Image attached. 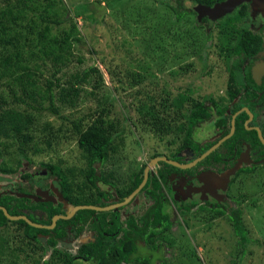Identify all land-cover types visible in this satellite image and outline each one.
Segmentation results:
<instances>
[{
  "label": "rangeland",
  "instance_id": "obj_1",
  "mask_svg": "<svg viewBox=\"0 0 264 264\" xmlns=\"http://www.w3.org/2000/svg\"><path fill=\"white\" fill-rule=\"evenodd\" d=\"M62 1L68 8L63 23L27 33L22 40L5 38L7 48L0 45V150L14 172L0 174V196L26 191L32 194L54 185L56 179L48 173V165L67 173L86 169L87 162L77 148L79 132L87 127L100 128V115L110 112V119L115 120L111 122L112 135L122 134L115 137V150L110 151L108 161L96 169V174L111 184L99 185L117 203L153 156L169 159L183 142L182 133L171 132L161 138L143 128L138 123V103L149 98L159 103L167 95L171 99L190 93L194 99L211 97L228 105L227 68L218 55L214 27L223 14L195 6L189 0H166L165 4L159 0ZM85 4L94 5L83 14L78 8ZM177 9L186 11L179 21ZM263 13L264 1L250 3L251 31L264 29ZM3 25L0 18V32ZM14 46H18L17 56L7 53ZM260 60L257 62H263ZM133 80L142 82L131 87ZM51 92L58 116L49 111ZM208 123L194 129L196 143L203 145L219 138L220 133L211 129L213 122ZM103 129L111 130L105 125ZM243 145L242 152L248 149L247 143ZM251 164L245 157L218 169L200 166L194 176L181 174L180 181L168 183L173 193L183 194L184 200V190L190 191L191 201L185 203L191 210L177 216L172 205L171 229L151 238L164 249L159 252L157 247H149L148 240L147 244L140 241L136 257L151 255L155 264H264V160L254 165L253 173L237 174L240 167ZM157 170L155 164L150 174L155 175ZM25 174L30 177L24 178ZM89 190L86 197L97 200L96 190ZM241 196V204L236 206L233 199ZM151 205L144 192L139 193L129 205L114 211L119 216L118 226L125 228L131 218L139 223ZM202 206H219L226 209V215L230 209L242 207L250 237L243 256H239L229 222L212 209H198ZM63 209L68 213L71 205L64 203ZM13 227L8 224L0 228V242L7 239L10 249L17 247V238H21ZM91 234L86 230L79 238L88 243ZM66 245L58 247L71 255L79 246L78 240ZM48 259L44 256L40 264ZM0 260L1 264H9L10 258Z\"/></svg>",
  "mask_w": 264,
  "mask_h": 264
},
{
  "label": "trees",
  "instance_id": "obj_2",
  "mask_svg": "<svg viewBox=\"0 0 264 264\" xmlns=\"http://www.w3.org/2000/svg\"><path fill=\"white\" fill-rule=\"evenodd\" d=\"M165 4L166 0H159ZM191 2L205 7H211L215 3H221L224 0H190ZM94 4H85L78 8L79 11L90 12L91 6ZM174 9V8H173ZM0 18L3 21L2 31L0 32V45L6 47L3 42L5 38L11 36L22 40L27 33L41 32L48 28L51 24L63 23L68 15V8L62 0H0ZM40 12V13H39ZM93 12V11H92ZM176 17L179 20L184 18L186 11L177 9ZM94 13V12H93ZM52 18V19H51ZM94 20H99L93 15ZM247 19V12L243 7L239 11L227 15L224 19H220L216 25L217 39L219 43L220 54L224 56L243 54L250 56L255 54L260 48V38L248 31L244 25V20ZM56 20V21H54ZM244 25V26H243ZM56 40V37L55 39ZM19 44V43H18ZM18 46L10 47L8 54L17 56ZM22 47V46H19ZM24 47V46H23ZM6 48H2L6 51ZM237 62L234 67L229 68L230 79L228 81L227 92L225 93L228 105L219 104L211 97L198 100L193 98L190 93L178 94L175 98H169V95L162 98L159 103L154 102L151 98L147 101L138 103L137 112L139 114L138 123L149 132L161 138L174 132L176 135L183 134V142L177 146V151L187 147L195 152L194 158L202 155L210 145L202 148L193 143L192 135L194 128L211 118L216 119L215 126L219 131H222V137L226 136L230 131V116H225L229 105L239 96V89L243 86L242 78H240L239 67ZM233 65V66H234ZM141 80H133L131 87L141 84ZM188 92H190L188 90ZM257 94H254L255 97ZM245 105L246 100H240ZM230 103V104H229ZM231 107V113L238 111L241 106L234 103ZM49 111L53 116H58L60 113L55 106L53 93H50ZM125 115V114H124ZM14 117V115H12ZM102 121L100 128L87 127L79 132L77 139V148L82 153L80 154L82 160L87 162V168L74 169L75 172L67 173L58 166L48 165L47 170L50 176L56 179V185L59 190V195L71 205V207L79 205H93L105 207L114 204L111 201V194L108 190H102L100 183L103 185L109 184L106 179L96 174V169L103 166L109 158L110 151H114L116 145L114 144L115 137L119 135L114 133L112 135L113 124L115 120L110 119V112L105 115H100ZM11 117V118H13ZM128 121V117L125 116ZM219 118L221 120H219ZM223 118V120H222ZM247 119L245 113L240 114L235 120V132L233 136L228 139L222 148L232 150L235 143L239 139L247 140L253 148L262 149L264 155V146L259 142L255 131H246L242 122ZM111 130H104L103 126ZM122 132V131H121ZM264 137V130L263 135ZM171 144H174L171 142ZM175 154V152H174ZM159 155L153 156V158ZM259 160V158H256ZM220 162L221 155L212 152L202 162L197 165V168L204 165H209L210 162ZM161 167H168L169 169H159L158 173L150 174L147 183L140 191L145 194L147 199L153 201V206L147 209L146 213L140 219V222H135L130 219L125 228L118 227V215L113 212H95L92 210H80L70 220H58L56 226L52 229H37L31 227L24 221H9L6 219L2 211H0V228L7 227L8 224L15 226V233L20 234L21 238H17L19 245L14 249H10L7 239H2L0 242V257L3 259L6 256L10 260L9 264H40V260L44 256H48V260H43L42 264H78V259H83L89 264H155L152 256L136 257L137 243L140 241L147 244L149 247L158 248L162 251V247L156 246L151 238H158L161 234L172 227L170 216L167 213L169 207L168 195L166 191L168 174L173 172L195 174L197 169L180 170L167 165L166 163H159ZM145 166L141 170L140 175H137L133 181L132 187L120 194L119 202L124 201L141 183L142 174ZM254 169H240L239 173L250 174ZM14 173L12 169L4 160L2 151L0 150V174L10 175ZM88 173L85 180L83 176ZM71 175L70 179L68 176ZM30 175L25 174L24 178H29ZM89 186V188H88ZM94 188L99 196L97 200H90L86 197L89 189ZM242 196L233 199V202L238 206L241 204ZM29 199L17 198L10 195L0 196V206L7 209L11 216L26 215L33 223L40 225H50L51 219L55 215H65L62 210V202L52 204L50 202H42L37 204L36 209L43 211L46 214V219H39L36 215L25 213L24 211L30 208L34 210L32 204L27 205ZM118 203V202H117ZM202 210V209H201ZM217 211L219 216L227 220L231 226L233 237L236 238L239 246V256L245 254L246 246L249 244V232L243 220L242 207L230 209V213L226 215L225 210L218 208L213 209ZM178 213V211H175ZM182 213V212H181ZM41 217V216H39ZM110 219L108 220L107 218ZM36 218L38 220H36ZM97 218L96 222L93 219ZM89 224L90 230L97 233L96 239L82 245L77 254L71 255L68 251L57 248L58 242L70 237H76ZM70 228V231H68ZM123 233L121 239L116 237ZM18 236V235H16ZM44 236L49 238L44 241ZM150 239V240H149ZM62 245V244H61ZM40 252V254H39ZM21 255L23 256L21 259ZM238 256V257H239ZM240 258V257H239ZM21 260V261H20ZM1 264V260H0Z\"/></svg>",
  "mask_w": 264,
  "mask_h": 264
},
{
  "label": "flooded vegetation",
  "instance_id": "obj_3",
  "mask_svg": "<svg viewBox=\"0 0 264 264\" xmlns=\"http://www.w3.org/2000/svg\"><path fill=\"white\" fill-rule=\"evenodd\" d=\"M190 1V0H189ZM225 1H227V0H224L223 2H221V3H215L213 6H211V7H205V6H200V5H197V4H195V3H193V4H195V6H200V7H202V8H204V9H210V8H214L216 5H220V4H222V3H224ZM191 2V1H190ZM250 3H253V1L252 0H243V1H239V5H237L236 6V8L233 10V11H231V12H229V13H227V14H224L220 19H224L227 15H229V14H232V13H234L235 11H239V10H241L243 7L245 8V10H246V12H247V19H246V21L244 20V25L246 26V28L248 29V31L250 32V33H252L253 35H256L257 37H259L260 38V40H261V42H260V48L258 49V51L255 53V54H253V55H250V56H246V55H243V54H237V55H229V56H224V55H221L220 54V50H219V43H216V47H217V51H218V55L221 57V58H223L224 59V61H225V63H226V68H227V83H226V92H227V87H228V81H229V79H230V75H229V68L230 67H234V69H236L235 68V63L237 62L238 64H240V67H239V73H240V78H242V81H243V86L242 87H240V89H239V96L233 101V103L229 106L230 107V109H228L227 110V112H226V115H224L223 117H225V116H230V118L232 119V116L233 115H235L236 113H238L237 114V116L235 117V120L237 119V117L240 115V114H242V113H245L246 115H247V113L245 112V111H243V108H246L251 114H252V118H249V116L247 115V119H245L243 122H242V125L244 126V128H245V130H246V126L247 127H249V128H251L250 130H246V131H255L254 129H252V128H254V127H256V128H258L259 130H260V132H261V135H263V130H264V119H262L261 120V118L260 117H262L263 115H264V36H263V31H264V29L262 30V29H259L261 32H259V33H255V32H253V31H251L250 30V26L248 25V20H249V6H250ZM264 14V13H263ZM219 19V20H220ZM203 20L205 21V22H207L208 20L206 19V18H203ZM218 20V21H219ZM218 21L217 22H215V25H214V27H215V29L217 30V28H216V25H217V23H218ZM243 25V26H244ZM263 25V24H262ZM218 32V31H217ZM210 38V30L208 31V39ZM218 38V37H217ZM258 58H261V60L260 61H263V62H257V59ZM238 64H236V65H238ZM234 65V66H233ZM225 92V93H226ZM254 94H257L255 97L253 96ZM246 97L248 98V102L246 103V105L243 103V102H240V100L242 99V100H246ZM234 103H236V104H238V105H240L241 106V108L238 110V111H236V112H233V113H231V107L233 108L234 106H233V104ZM216 119L218 120V118H211V119H209V120H206V121H204L203 123H200V124H198V125H205V123H206V125H210V123H208V122H210V121H212L213 123H212V125H211V129H212V131L215 129L216 130V132H218V133H220V136H219V138L218 139H216L215 141L213 140V141H211V142H209V143H204L203 145H201L202 143H200V144H198V143H196V141L194 140V135H192V140H193V143L194 144H196L198 147H200V148H202V147H204V146H207V145H210L209 146V148L210 147H212L214 144H216L217 142H219L223 137H222V131H219L218 129H217V127L215 126V124H216ZM231 119H230V127H231ZM260 119V120H259ZM219 120H221L220 118H219ZM222 120H223V118H222ZM235 120H234V126H235ZM248 120H250V121H248ZM248 121V122H247ZM205 125V126H206ZM196 128V127H195ZM194 128V129H195ZM214 130V131H215ZM235 132V131H234ZM256 132V131H255ZM256 135H257V132H256ZM233 136V135H232ZM263 137V136H262ZM257 138H258V135H257ZM264 138V137H263ZM230 139V138H229ZM258 140H259V138H258ZM227 141V140H226ZM226 141H224L223 143H221L220 145H219V147H217L213 152H216V151H218V153L221 155V161L220 162H210V164L209 165H204L205 167H207V168H209V169H218V168H220L221 166H228V165H230L231 163H233V165H234V163L236 162V160L238 161L239 159H241V158H245V157H249V159H250V161L252 162V164L251 165H249L248 167H250V168H248V167H240L239 168V170L240 169H254V165H256L257 163H260V161H263L264 160V155L262 154V153H260V151L262 152V149H255V148H253L252 146H251V144L247 141V140H245V139H239L236 143H235V146L232 148V150H228V149H226L225 147L224 148H222V145L226 142ZM240 141V143H238ZM242 142V143H241ZM259 142H260V140H259ZM243 143H247L248 145H246L247 146V150H246V148H244L245 149V151H241V146L243 147L244 145H243ZM261 143V142H260ZM261 145H263L262 143H261ZM264 146V145H263ZM177 148L178 147H176V149H175V154H174V152H173V154H171V155H169L168 156V160H171V161H175V162H178V163H180V164H188V163H190L191 161H189V159H191L192 158V161L193 160H195L196 158H194V156H195V152H193L191 149H189V148H187V147H185V148H183V149H181V151H179V152H176L177 151ZM208 148V149H209ZM207 149V150H208ZM206 150V151H207ZM205 151V152H206ZM204 152V153H205ZM210 155V154H209ZM208 155V156H209ZM201 156V155H200ZM158 157V156H157ZM163 157V156H162ZM198 158V157H197ZM256 158H259V160H256ZM263 158V159H262ZM153 159V158H152ZM244 162H247L245 159L243 160ZM202 162V161H201ZM231 162V163H230ZM159 163H163V162H159ZM159 163L157 164L158 165V170L159 169H169L168 167H161V166H159ZM230 163V164H229ZM168 165V164H167ZM198 165V164H197ZM197 165L196 166H194V167H192V168H190V169H199V168H197ZM171 166V165H170ZM172 167H174V166H172ZM176 168V167H175ZM176 169H179V168H176ZM190 169H187V170H190ZM158 170H157V173H158ZM183 171H185V170H183ZM238 172V171H237ZM150 173V172H149ZM156 173V174H157ZM152 174V173H151ZM181 174L182 175H186V176H189V177H192V176H194L195 174H187V173H183V172H181V173H178V172H173V173H170V174H168V176H169V178H168V180H167V185H168V183H173V181H176L177 182V180H179L180 179V177H182L181 176ZM150 175V174H149ZM142 176H143V174H142ZM143 179V178H142ZM180 181V180H179ZM166 188V191H167V195H168V203H169V207H168V210H167V213L169 214V211L171 210V206L172 205H174L175 207H176V210L178 211V215L177 216H179V215H184V213H186V212H188V211H190L191 210V207H189L188 205H186V204H188V203H185V202H190L191 200H190V198H191V196H193L191 193H190V191L188 190V189H185L184 190V197H186V200H184L182 197H183V194H175V193H173V191H171L170 190V188H169V186H166L165 187ZM38 190H40V191H46L47 193H48V195L49 196H51L54 200H55V202H52V201H39V199H42V198H39V196L37 197V199L38 200H32V199H29V202L27 203V205H31L32 204V206H33V208H34V206H37V204H39V203H42V202H50V203H52V204H57L58 202H62L63 201V199L60 197V195H59V190H58V187H57V185H56V182H55V184L54 185H50L48 188H46V189H44V188H40V189H36L35 191H34V193H28L27 191H26V193H24V192H19V193H14L13 195L12 194H10V196H13V197H17L18 198V194H25V195H35L36 194V191H38ZM179 190H180V188H179ZM194 190H196V189H194ZM146 198V197H145ZM23 199V198H22ZM27 199V198H26ZM146 200L147 201H149V202H151V206H153V201H151L150 199H147L146 198ZM184 200V201H183ZM133 201V200H132ZM131 201V202H132ZM130 202V203H131ZM63 203V202H62ZM64 203H67L66 201H64ZM63 203V204H64ZM119 203V202H118ZM129 203V204H130ZM63 204H62V210L64 211V213H65V215L67 214L66 213V211L63 209ZM67 204H69V203H67ZM115 204V203H114ZM128 204V205H129ZM112 205V204H111ZM150 206V207H151ZM3 207V206H2ZM99 207V206H98ZM149 207V208H150ZM5 208V207H4ZM37 207H35L34 208V210L33 209H29V210H26V211H24L25 213H30V214H32L33 215V217H34V215H36V217H38L39 219H46V214H45V212H41V211H39V209H36ZM218 208H221V207H219V206H217L216 208H207L206 206H202V207H198V209H202V210H206V209H208V210H213V209H218ZM6 209V208H5ZM120 209V208H119ZM118 209V210H119ZM221 209H223V210H225V213H226V209H224V208H221ZM7 210V209H6ZM147 211V210H146ZM175 211V210H174ZM106 212H110V211H106ZM114 212V211H113ZM182 212V213H181ZM213 212L214 213H216V214H218L217 213V211H214L213 210ZM105 213V212H104ZM146 213V212H145ZM144 213V214H145ZM117 214V213H116ZM143 214V215H144ZM171 214L173 215V217H175V214H173V212H171ZM65 215H61V216H65ZM24 216H26V215H24ZM39 216H41V217H39ZM169 216H170V220H171V222L173 223V218H171V215L169 214ZM27 217V216H26ZM54 217V216H53ZM52 217V218H53ZM28 218V217H27ZM29 219V218H28ZM108 220L110 219V217L109 218H107ZM224 219V218H223ZM30 220V219H29ZM36 220H38L37 218H36ZM95 222H96V224H95V226H97V218L96 219H93ZM31 221V220H30ZM32 222V221H31ZM118 222H119V216H118ZM118 222H117V224H118ZM36 224H39V223H36ZM89 224H91V223H87L86 225H85V227H84V229L76 236V237H73V238H71L70 237V239L69 238H67V239H63L62 241L63 242H61V241H59L58 242V245H64V246H67L66 244H72L73 242H76L77 240H78V247H77V251L74 253V255L75 254H77V252H78V250L81 248V246L82 245H85V244H87L86 242H84V240H83V238H79L80 236H81V234L83 233V232H86V230L87 231H92V234H91V238L92 239H90V241L89 242H93L95 239H96V236H97V233L94 231V230H90V227H89ZM46 226V225H45ZM119 227V226H118ZM120 229H121V227H120ZM171 229V228H170ZM68 231H70V228H69V230ZM232 234H233V232H232ZM94 235V236H93ZM122 235H123V233L121 232V234H119L116 238L117 239H121L122 238ZM44 241L46 240V239H48L49 237L48 236H44ZM69 239V240H68ZM88 242V243H89ZM57 245V246H58ZM57 248H59V247H57ZM71 253V252H70ZM73 255V254H72ZM77 261H81V262H84V263H87V261H85V260H83V259H78Z\"/></svg>",
  "mask_w": 264,
  "mask_h": 264
},
{
  "label": "water",
  "instance_id": "obj_4",
  "mask_svg": "<svg viewBox=\"0 0 264 264\" xmlns=\"http://www.w3.org/2000/svg\"><path fill=\"white\" fill-rule=\"evenodd\" d=\"M239 1H243V0H227L220 5H216L212 10H214L215 12H217L216 10H218V11L220 10V12L224 15V14H227L228 12L233 11L236 8V6L239 5ZM252 1L256 4H259V3L263 2L264 0H252ZM217 13H219V12H217ZM243 111H245L247 113L249 118H252V114L246 108H243ZM238 113H236L235 115L232 116L231 127H230L229 133L226 136H224L219 142H217L212 147H210L205 153H203L201 156H199L195 160L191 161L190 163L180 164L178 162L168 160L167 158L162 157V156H158V157L151 159L149 161V163L144 168L143 179H142L141 183L139 184V186L122 202L115 203L112 205H108L105 207H98V206H93V205H79V206L71 207V209L69 210V212L65 216L55 215L51 219V224L48 226L33 223L24 215L11 216L8 213V211L2 206H0V211H2V213L4 214L6 219H8L9 221H20V220H22L25 223H27L28 225H30L31 227H34L37 229H49V230H52L56 226V223L58 220H70L80 210H92L95 212L116 211L119 208L128 205L140 193V191L143 189V187L147 183V180L149 177V172H150L151 168L155 164H158L159 162H163V163H166L168 165L179 168L181 170H187V169H190V168L196 166L201 161H203L209 154H211L217 147H219V145L221 143H223L224 141H226L232 137V135L234 134V131H235L234 120H235V117L237 116ZM248 121H250V120H248ZM250 129L251 128L246 126V130H250ZM252 129H254L257 132V135H258L260 142L264 145V138L262 137L260 130L256 127L252 128ZM17 196H18V198H27V199H32V200H38L37 197L39 196V198H42V199H39V201L55 202V200L51 196H49L46 191H40V190L36 191L35 195L29 196V195H25V194H18Z\"/></svg>",
  "mask_w": 264,
  "mask_h": 264
}]
</instances>
